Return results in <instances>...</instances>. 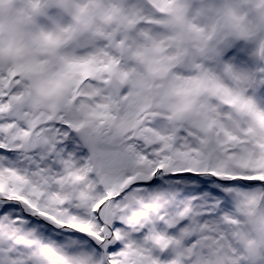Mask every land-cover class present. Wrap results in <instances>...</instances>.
<instances>
[{"label":"snow or ice","instance_id":"obj_1","mask_svg":"<svg viewBox=\"0 0 264 264\" xmlns=\"http://www.w3.org/2000/svg\"><path fill=\"white\" fill-rule=\"evenodd\" d=\"M0 264H264V0H0Z\"/></svg>","mask_w":264,"mask_h":264}]
</instances>
